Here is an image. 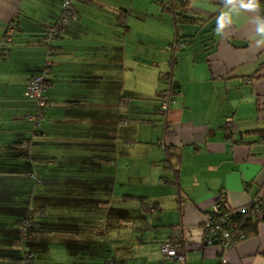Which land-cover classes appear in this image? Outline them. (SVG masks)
<instances>
[{"label":"crops","instance_id":"1","mask_svg":"<svg viewBox=\"0 0 264 264\" xmlns=\"http://www.w3.org/2000/svg\"><path fill=\"white\" fill-rule=\"evenodd\" d=\"M169 1L85 0L48 49L62 0H0V264L26 252L34 264H181L160 255L166 241L184 264H220L202 242L217 197L236 209L264 193V0H186L182 15ZM175 40L186 47L169 51ZM48 50L46 118L33 132L24 90ZM256 227L221 255L227 264H264Z\"/></svg>","mask_w":264,"mask_h":264},{"label":"built area","instance_id":"2","mask_svg":"<svg viewBox=\"0 0 264 264\" xmlns=\"http://www.w3.org/2000/svg\"><path fill=\"white\" fill-rule=\"evenodd\" d=\"M83 0H62V11L57 20V22L45 29L43 34L44 43L50 48L53 41H55L58 36L63 33L64 29L74 23L79 19L78 4ZM261 21L264 26V13L261 16ZM16 28L14 26H9L4 34L3 43L10 44L12 38L14 37ZM185 47L183 43H174L168 46L169 51L181 50ZM49 52L45 60V67L41 74L31 77L25 86L24 96L29 98L34 102V111L25 116V120L31 125L32 131L36 132L43 124L45 120V109L47 107V90L48 83L50 80V66L51 62L49 59ZM168 79H165L167 81ZM246 83H250L249 80H245ZM174 103V97L169 91H164L158 96V105L160 115H165L169 106ZM223 128L225 129L226 136H230L234 133V123L232 119L228 118L223 122ZM259 144H264V133L257 139ZM30 178L33 180L36 186L41 183L39 177L35 172L31 173ZM218 198V197H217ZM222 199L219 197L213 207L211 213H209L203 224V235L202 242L206 246H214L217 248L218 255L220 257V264H227V261L221 255L225 251L230 250L235 246L236 243L246 239V234L242 230L243 220L245 217L243 215L250 214L251 217L259 219L262 217L264 212V193L258 195L252 199L248 206L229 209L227 212L220 216L219 209L221 207ZM255 203L254 208L249 205ZM152 211V206L149 207ZM242 215L240 218H233L234 215ZM246 217H248L246 215ZM31 227V218L26 216L20 225V235L22 238L25 237V232ZM160 255L165 259H171L181 264H184V256L178 251L174 242L166 241L160 244L159 248ZM34 256L31 253H26L23 255L22 259L17 264H32Z\"/></svg>","mask_w":264,"mask_h":264},{"label":"trees","instance_id":"3","mask_svg":"<svg viewBox=\"0 0 264 264\" xmlns=\"http://www.w3.org/2000/svg\"><path fill=\"white\" fill-rule=\"evenodd\" d=\"M85 0H83L82 2H84ZM256 1H260V0H256ZM81 2V3H82ZM162 6L163 7H165L164 6V4H162ZM185 7H186V0H184V1H180V0H178V1H176L175 3H173L172 1H169L168 3H167V6L165 7L166 9L165 10H167L168 12H170V13H172L173 15H177V14H179V15H182L183 13H185ZM192 20V19H189V18H181L180 20ZM179 21V20H178ZM191 22H193V20L191 21ZM124 30H126V27H124ZM174 43H177V44H179V43H183V44H185V47H186V43L185 42H181V41H179V40H175L174 42H172V43H170L169 44V46L170 45H172V44H174ZM184 47V48H185ZM49 72H50V69H49ZM167 76V75H166ZM168 81V80H167ZM49 85H50V80H49V83H48V87H49ZM168 91V90H167ZM164 92V91H163ZM170 92V91H169ZM160 93H162V92H160ZM159 93V94H160ZM159 94H158V96H159ZM158 96H157V98H158ZM47 104H48V100H47ZM46 109H47V107H46ZM46 109H45V118H46ZM157 113L158 114H160L159 113V105H158V108H157ZM45 121V120H44ZM44 123V122H43ZM41 128V127H40ZM39 128V129H40ZM38 129V130H39ZM21 147L23 148V149H26V148H28L29 147V143L28 142H25V144L23 143V144H21ZM31 173H33V172H31ZM221 198L222 200L220 201V203H221V207H220V209H219V214H216V216H220V215H222V214H224L225 212H227V210H229L230 208L228 207V205L226 204V201H225V199H224V197H223V194H220L219 196H218V198ZM217 198V199H218ZM246 206H248V205H246ZM251 208H254V206H255V203L253 202V203H251L250 205H249ZM246 215L248 216V217H246ZM246 215H243L244 217H245V219L243 220V225H242V230L245 232V234H246V237H248V234H255L256 233V226H257V223H259V222H261V221H264V212H263V215H262V217L261 218H259V219H255L254 217H251V215L250 214H246ZM26 216H31L29 213L26 215ZM240 216H242V215H234V216H232L233 218L235 217V218H240ZM31 218V217H30ZM31 228V227H30ZM30 233H31V229H29V230H27L26 232H25V237L24 238H22V236L20 235L19 236V241H22L23 239H27L28 238V235H30ZM26 253H28V252H26ZM25 253V254H26ZM21 260V259H20ZM19 260V261H20ZM17 264V263H16ZM32 264H34L33 262H32Z\"/></svg>","mask_w":264,"mask_h":264},{"label":"rangeland","instance_id":"4","mask_svg":"<svg viewBox=\"0 0 264 264\" xmlns=\"http://www.w3.org/2000/svg\"><path fill=\"white\" fill-rule=\"evenodd\" d=\"M130 19V21H132L133 22V20H134V17H132L131 16V18H129ZM138 18H136L135 19V24L137 25V22H136V20H137ZM132 36V35H131ZM127 102V100L126 99H124V103H126ZM38 176V175H37ZM116 177V176H115ZM115 177H112V184H116V189H117V191H119L120 190V188H121V185H120V183H119V179L118 180H116V178ZM39 179H40V181H41V183L39 184V186L42 184V180H41V178L39 177ZM35 184V183H34Z\"/></svg>","mask_w":264,"mask_h":264}]
</instances>
